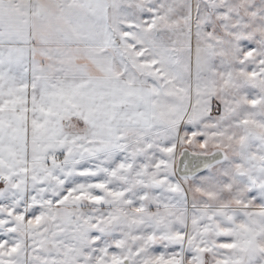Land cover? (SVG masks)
<instances>
[{
  "label": "snow or ice",
  "instance_id": "obj_1",
  "mask_svg": "<svg viewBox=\"0 0 264 264\" xmlns=\"http://www.w3.org/2000/svg\"><path fill=\"white\" fill-rule=\"evenodd\" d=\"M0 264H264V0H0Z\"/></svg>",
  "mask_w": 264,
  "mask_h": 264
}]
</instances>
